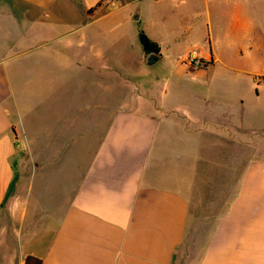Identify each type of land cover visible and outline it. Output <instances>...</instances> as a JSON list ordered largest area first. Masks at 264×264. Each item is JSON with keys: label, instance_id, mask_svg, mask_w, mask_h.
<instances>
[{"label": "crops", "instance_id": "1", "mask_svg": "<svg viewBox=\"0 0 264 264\" xmlns=\"http://www.w3.org/2000/svg\"><path fill=\"white\" fill-rule=\"evenodd\" d=\"M116 1L0 0V264H264V141L160 89L124 99L90 38ZM82 70L120 92L76 106Z\"/></svg>", "mask_w": 264, "mask_h": 264}, {"label": "rangeland", "instance_id": "2", "mask_svg": "<svg viewBox=\"0 0 264 264\" xmlns=\"http://www.w3.org/2000/svg\"><path fill=\"white\" fill-rule=\"evenodd\" d=\"M112 5L111 14L90 24V38L107 47L111 60L107 66L128 78L123 83L124 99L147 97L160 89L181 100L182 106L234 121L236 127L249 130L253 140L264 141V0H118ZM138 9L140 19L132 20ZM138 30L163 38L161 49L156 43L162 59L152 66L139 61ZM115 40L120 41L116 49L122 48L116 59L111 54L116 51ZM81 72L75 71L74 86L70 85L79 94L76 106L87 100L88 93L93 105L99 89L106 88L107 102L113 98L111 92H120V81L110 72ZM176 72L183 76L174 77ZM193 72L206 74V83L197 74V79L189 78ZM196 90L206 95L194 94Z\"/></svg>", "mask_w": 264, "mask_h": 264}, {"label": "trees", "instance_id": "3", "mask_svg": "<svg viewBox=\"0 0 264 264\" xmlns=\"http://www.w3.org/2000/svg\"><path fill=\"white\" fill-rule=\"evenodd\" d=\"M101 4V2L99 3ZM98 4V5H99ZM138 39H139V42L140 44L142 45L143 47V50L144 52L147 54L151 51H157L159 52V49H158V46L155 42H153L148 36L147 34L145 33L144 30H139V33H138ZM31 259H28L27 263H31L30 262ZM38 261V260H37Z\"/></svg>", "mask_w": 264, "mask_h": 264}, {"label": "water", "instance_id": "4", "mask_svg": "<svg viewBox=\"0 0 264 264\" xmlns=\"http://www.w3.org/2000/svg\"><path fill=\"white\" fill-rule=\"evenodd\" d=\"M137 18H138V13H136L133 16V19H137ZM160 58H161V56H160L159 52L151 51V52L146 54L145 59H144V64L146 66H152V65L156 64L160 60Z\"/></svg>", "mask_w": 264, "mask_h": 264}]
</instances>
